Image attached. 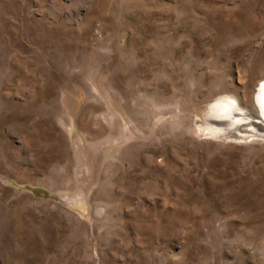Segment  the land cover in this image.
<instances>
[{"label":"rangeland","instance_id":"374dc122","mask_svg":"<svg viewBox=\"0 0 264 264\" xmlns=\"http://www.w3.org/2000/svg\"><path fill=\"white\" fill-rule=\"evenodd\" d=\"M261 80L264 0H0V264H264Z\"/></svg>","mask_w":264,"mask_h":264},{"label":"bare ground","instance_id":"6f19581e","mask_svg":"<svg viewBox=\"0 0 264 264\" xmlns=\"http://www.w3.org/2000/svg\"><path fill=\"white\" fill-rule=\"evenodd\" d=\"M252 101L255 113L232 95L215 96L203 112V117L216 125L210 131L218 136L242 137L245 132L251 137H264V80L257 83Z\"/></svg>","mask_w":264,"mask_h":264}]
</instances>
